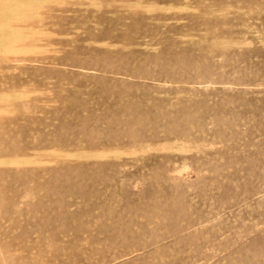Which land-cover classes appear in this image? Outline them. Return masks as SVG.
Listing matches in <instances>:
<instances>
[{"label": "rangeland", "instance_id": "obj_1", "mask_svg": "<svg viewBox=\"0 0 264 264\" xmlns=\"http://www.w3.org/2000/svg\"><path fill=\"white\" fill-rule=\"evenodd\" d=\"M19 1L0 264H264V0Z\"/></svg>", "mask_w": 264, "mask_h": 264}, {"label": "bare ground", "instance_id": "obj_2", "mask_svg": "<svg viewBox=\"0 0 264 264\" xmlns=\"http://www.w3.org/2000/svg\"><path fill=\"white\" fill-rule=\"evenodd\" d=\"M30 1H33V0H30ZM92 1V0H91ZM93 1H95V0H93ZM16 2H20L19 0H16ZM29 1H27V3H28ZM13 3V2H12ZM12 3H11V5H12ZM25 3V2H24ZM19 3H17V5H18ZM10 5V4H9ZM15 5V4H14ZM3 7V6H2ZM9 7V6H8ZM8 7H7V9L6 10H8ZM158 7V6H157ZM14 8V7H13ZM160 9V8H159ZM10 10V9H9ZM8 10V11H9ZM7 12V11H6ZM1 13V12H0ZM152 13V12H151ZM8 14H10V13H8ZM40 15V14H39ZM8 16V15H7ZM247 16V15H246ZM6 17V16H5ZM11 17H12V14H11ZM14 17V16H13ZM12 17V18H13ZM5 19V18H4ZM7 19H9V18H7ZM11 21V20H10ZM4 24V23H3ZM6 24V23H5ZM4 24V25H5ZM8 25V24H7ZM9 27H10V25H8ZM2 28H4V27H2ZM6 28V27H5ZM6 29H8V28H6ZM13 29V32L16 30H14V28H12ZM11 29V30H12ZM5 30V29H4ZM5 31H7V30H5ZM9 31V30H8ZM0 32H1V29H0ZM2 33V32H1ZM4 33V35H5V32H3ZM2 33V34H3ZM8 38H7V40H6V42H5V44L3 45V46H1V48L2 49H0V51H3V52H5V53H10V52H12L13 53V51L15 50V48L14 47H12V46H10L11 44H9L8 45V43H11L10 41H12V44L13 43H15L14 41H18V40H21V39H23V37L24 36H20V35H17V33L16 32H14V33H12L10 36H7ZM186 38V37H185ZM192 38H194V37H192ZM1 40V39H0ZM221 40H223V39H221ZM2 41V40H1ZM1 41H0V43H1ZM4 43V42H3ZM14 45V44H13ZM220 45V44H219ZM42 49V48H41ZM19 50H20V48H19ZM18 52V51H17ZM20 52V51H19ZM2 53V52H1ZM5 55V54H4ZM5 95V94H4ZM6 96L7 95H5V96H0L3 100H4V98H6ZM9 97H11V96H9ZM5 101V100H4ZM2 112V111H1ZM5 112V110L3 111V113ZM5 113H7V112H5ZM80 154V153H79ZM113 154H116V152L114 153L113 152ZM117 155V154H116ZM133 155V154H132ZM65 156V155H64ZM26 159V158H25ZM0 163H1V161H0ZM18 163V162H17ZM20 163V162H19ZM15 163H13V165H14Z\"/></svg>", "mask_w": 264, "mask_h": 264}]
</instances>
